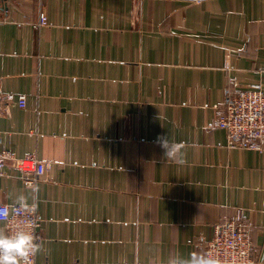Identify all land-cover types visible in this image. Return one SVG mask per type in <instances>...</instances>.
Masks as SVG:
<instances>
[{
    "label": "crops",
    "instance_id": "obj_1",
    "mask_svg": "<svg viewBox=\"0 0 264 264\" xmlns=\"http://www.w3.org/2000/svg\"><path fill=\"white\" fill-rule=\"evenodd\" d=\"M0 81L27 98L0 145L51 163L34 186L12 160L0 178V202L41 216L36 264L205 254L237 208L264 264V151L209 128L235 86H264V0H0ZM159 135L186 144L183 164Z\"/></svg>",
    "mask_w": 264,
    "mask_h": 264
},
{
    "label": "built area",
    "instance_id": "obj_2",
    "mask_svg": "<svg viewBox=\"0 0 264 264\" xmlns=\"http://www.w3.org/2000/svg\"><path fill=\"white\" fill-rule=\"evenodd\" d=\"M49 24V17L40 11L37 27ZM235 84V79L230 78ZM224 105L216 107V116L209 128H223L227 133V145L231 148H245L264 151V86L260 83L249 86H235ZM11 103L25 107L24 94L16 95L3 89L0 81V119ZM14 161L21 170L25 186H34L50 170L51 163L40 159L36 153L24 157H15L11 151L0 145V178L5 174L8 161ZM0 209H7L8 216L1 220L5 223L6 234L18 230L31 231L38 242L43 238L41 216L34 204L0 202ZM255 245L249 230L246 212L237 208L235 213L220 219L214 228V235L205 247V254L211 253L222 264H254ZM36 264V256L32 258Z\"/></svg>",
    "mask_w": 264,
    "mask_h": 264
},
{
    "label": "clouds",
    "instance_id": "obj_3",
    "mask_svg": "<svg viewBox=\"0 0 264 264\" xmlns=\"http://www.w3.org/2000/svg\"><path fill=\"white\" fill-rule=\"evenodd\" d=\"M155 143L164 150L163 158L177 164L184 163V142H173L169 135H159ZM8 216L7 209H0V220ZM42 244L31 231L18 230L6 234L0 230V264H33V257L42 251ZM168 264H222V261L211 253H191L189 258L175 257Z\"/></svg>",
    "mask_w": 264,
    "mask_h": 264
}]
</instances>
